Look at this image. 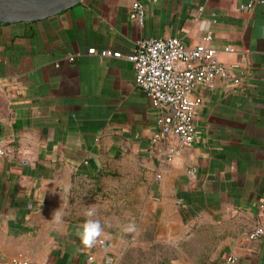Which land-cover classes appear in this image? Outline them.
<instances>
[{
	"label": "crops",
	"instance_id": "crops-1",
	"mask_svg": "<svg viewBox=\"0 0 264 264\" xmlns=\"http://www.w3.org/2000/svg\"><path fill=\"white\" fill-rule=\"evenodd\" d=\"M143 1L142 25L129 18L131 0L0 20V264H115L118 232L138 223L158 239L190 241L159 264L229 254L232 264H264V234L247 237L264 201V0ZM205 32L241 80L197 88L190 145L169 135L152 146L157 112L132 62L88 47L126 54L141 37L196 43ZM89 208L104 226L91 249L76 235ZM201 230L203 249L193 242Z\"/></svg>",
	"mask_w": 264,
	"mask_h": 264
},
{
	"label": "built area",
	"instance_id": "built-area-1",
	"mask_svg": "<svg viewBox=\"0 0 264 264\" xmlns=\"http://www.w3.org/2000/svg\"><path fill=\"white\" fill-rule=\"evenodd\" d=\"M249 0L243 6H252ZM129 18L139 25L144 23L143 0H131ZM210 32H205L196 43H187L176 35L147 36L139 38L131 51L123 54L109 47H88V52L103 56L125 57L134 68V82L147 95L150 105L157 112V126L151 131L152 146L169 135H176L183 145H190L199 130L194 122L195 106L201 102L197 91L200 85L219 77L238 84L241 77L228 64L217 57V48L209 44ZM223 49L229 50L230 46ZM78 53L66 58L75 60ZM170 159V156H167ZM264 234V201L247 237L255 239ZM234 254L225 256L219 264H232ZM15 264H28L15 260Z\"/></svg>",
	"mask_w": 264,
	"mask_h": 264
},
{
	"label": "rangeland",
	"instance_id": "rangeland-1",
	"mask_svg": "<svg viewBox=\"0 0 264 264\" xmlns=\"http://www.w3.org/2000/svg\"><path fill=\"white\" fill-rule=\"evenodd\" d=\"M134 225L135 230L118 232L116 253L112 254V262L115 264H159L172 262L178 259L177 252L188 251V240H174L166 237L158 239L153 230L144 231V223ZM129 225V226H130ZM124 226V225H123ZM128 226V225H127ZM144 236H148L144 239ZM207 232L197 233L194 243L203 249L206 242H210ZM204 245V246H199ZM179 247V249H178Z\"/></svg>",
	"mask_w": 264,
	"mask_h": 264
},
{
	"label": "water",
	"instance_id": "water-1",
	"mask_svg": "<svg viewBox=\"0 0 264 264\" xmlns=\"http://www.w3.org/2000/svg\"><path fill=\"white\" fill-rule=\"evenodd\" d=\"M78 0H0V20H32L62 10Z\"/></svg>",
	"mask_w": 264,
	"mask_h": 264
},
{
	"label": "clouds",
	"instance_id": "clouds-1",
	"mask_svg": "<svg viewBox=\"0 0 264 264\" xmlns=\"http://www.w3.org/2000/svg\"><path fill=\"white\" fill-rule=\"evenodd\" d=\"M95 214L96 210L94 208H89L84 213V222L76 228V235L79 238L81 246L84 248L91 249L94 247L98 238L104 231V226L98 220L92 219ZM52 220L56 221L57 223L63 221V211L61 208H58L54 211ZM134 230V225H130L126 229L128 232Z\"/></svg>",
	"mask_w": 264,
	"mask_h": 264
}]
</instances>
